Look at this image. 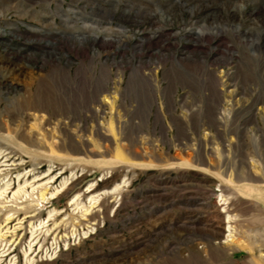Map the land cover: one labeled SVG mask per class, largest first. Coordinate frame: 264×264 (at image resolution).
<instances>
[{"label": "rangeland", "instance_id": "1", "mask_svg": "<svg viewBox=\"0 0 264 264\" xmlns=\"http://www.w3.org/2000/svg\"><path fill=\"white\" fill-rule=\"evenodd\" d=\"M6 185L0 264H264V0H0Z\"/></svg>", "mask_w": 264, "mask_h": 264}, {"label": "bare ground", "instance_id": "2", "mask_svg": "<svg viewBox=\"0 0 264 264\" xmlns=\"http://www.w3.org/2000/svg\"><path fill=\"white\" fill-rule=\"evenodd\" d=\"M8 185H6V188L5 189H3L4 191L2 192V193H0V207H2L3 206V204H4V202H3V197H4V193L5 192H7V190H8ZM22 189V188H21ZM24 191V190H23ZM41 196H44V194H42ZM5 199V198H4ZM43 199V198H42Z\"/></svg>", "mask_w": 264, "mask_h": 264}]
</instances>
